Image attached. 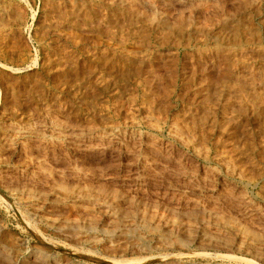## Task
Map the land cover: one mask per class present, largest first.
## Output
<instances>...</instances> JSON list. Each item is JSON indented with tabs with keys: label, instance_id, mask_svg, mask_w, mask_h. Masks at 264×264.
Masks as SVG:
<instances>
[{
	"label": "rangeland",
	"instance_id": "obj_1",
	"mask_svg": "<svg viewBox=\"0 0 264 264\" xmlns=\"http://www.w3.org/2000/svg\"><path fill=\"white\" fill-rule=\"evenodd\" d=\"M0 264H264V0H0Z\"/></svg>",
	"mask_w": 264,
	"mask_h": 264
},
{
	"label": "bare ground",
	"instance_id": "obj_2",
	"mask_svg": "<svg viewBox=\"0 0 264 264\" xmlns=\"http://www.w3.org/2000/svg\"><path fill=\"white\" fill-rule=\"evenodd\" d=\"M230 99V98H229ZM62 127V126H61ZM237 128V127H236ZM64 129V128H63ZM67 130V129H66ZM69 130V129H68ZM70 131V130H69ZM74 132H77V131H74ZM115 132H117L116 130H115V128H109V129H104V130H102L101 132H99V134H103V135H106V136H111L112 137V135H114L115 134ZM96 134V132L94 131V130H88L87 128H86V130H81V131H79V134H81V136H90V135H93V134ZM78 134V133H77ZM74 193V192H73ZM73 193H72V195H73ZM79 194H81V196H79V198L80 199H77V200H82L83 199V201H84V198L86 197H83L82 198V193H80L79 192ZM87 194V193H86ZM76 195H77V193H76ZM74 196V195H73ZM68 197V196H67ZM70 197V196H69ZM58 198V197H57ZM61 198V197H60ZM73 198V197H72ZM75 198V197H74ZM76 198H78L77 196H76ZM86 198H88V196L86 197ZM91 198V197H90ZM100 198V197H99ZM107 198V197H106ZM65 199V198H64ZM99 200V199H98ZM115 200V199H114ZM93 202H95V201H93ZM93 202H92V204H93ZM105 202V201H104ZM90 203V202H89ZM95 204V203H94ZM109 204V203H108ZM98 206V205H97ZM100 207V206H99ZM96 208V207H95ZM106 208H107V206H106ZM111 208H112V206H110V210H111ZM94 209V208H93ZM102 210H103V208H102ZM112 211V210H111ZM108 215V214H107ZM145 216V215H144ZM118 217V216H117ZM151 217V216H150ZM120 218V217H119ZM49 220H51V219H49ZM53 220V219H52ZM147 220L143 217V218H141L140 219V221H138L139 223H141V224H143V225H153V223L152 222H149L148 221V223L146 222ZM60 222V221H59ZM58 222H54L53 224L54 225H56ZM118 223V222H117ZM90 224V223H89ZM179 225V224H178ZM223 225V224H222ZM90 226V225H89ZM92 226H94V225H92ZM149 226V227H150ZM118 227V226H117ZM204 227V226H203ZM127 228V227H126ZM125 228V230L123 229V230H121V232H120V235L122 236V235H128L129 234V232L127 231V229ZM131 228V227H130ZM117 229V228H116ZM73 232H74V230H73ZM119 234L117 233L116 234V236H118ZM93 238V237H92ZM112 239H114V237H112ZM117 240V239H116ZM101 241V240H100ZM106 242H108V241H106ZM113 241H110V243H112ZM115 243V242H114ZM113 243V244H114ZM136 243H138V244H136ZM135 244H136V246H131V248H137V249H143L144 247H145V245L147 244V242L145 241V238H143V239H141L140 238V241H137ZM164 243V242H163ZM91 244V243H90ZM109 244V243H108ZM116 244V243H115ZM168 244V243H167ZM170 244V243H169ZM118 245V244H117ZM4 248V247H3ZM4 249H7V248H4ZM115 249H117V248H115ZM1 252H4V250H1ZM256 252V251H255ZM7 253V252H6ZM8 255V254H7ZM16 258V257H15ZM5 262V261H4ZM7 263V262H6Z\"/></svg>",
	"mask_w": 264,
	"mask_h": 264
}]
</instances>
